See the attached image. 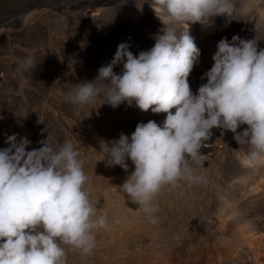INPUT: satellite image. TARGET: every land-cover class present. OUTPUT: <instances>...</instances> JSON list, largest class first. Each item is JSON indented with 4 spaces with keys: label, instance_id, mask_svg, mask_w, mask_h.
Instances as JSON below:
<instances>
[{
    "label": "rangeland",
    "instance_id": "obj_1",
    "mask_svg": "<svg viewBox=\"0 0 264 264\" xmlns=\"http://www.w3.org/2000/svg\"><path fill=\"white\" fill-rule=\"evenodd\" d=\"M101 3L0 0V148L12 134L27 137L28 150L46 139L53 145L71 139L85 161L91 201L98 213H107V226L95 231L92 254L68 250V264H264V161L249 163L250 147L237 144L232 132L219 134L223 148L197 167L206 183L182 180L154 197L156 225L119 191L134 171L131 160L128 172L99 161L101 141L130 136L138 123L162 124L166 115L143 112L134 102L81 109L66 101L75 83L95 79L120 43L128 42L138 55L153 47L164 27L147 3L142 13L135 0ZM229 19L215 17L213 31L199 23L182 25L201 50L188 78L193 92L206 82L201 76L212 67L222 38L256 37L264 48V0H234Z\"/></svg>",
    "mask_w": 264,
    "mask_h": 264
},
{
    "label": "clouds",
    "instance_id": "obj_2",
    "mask_svg": "<svg viewBox=\"0 0 264 264\" xmlns=\"http://www.w3.org/2000/svg\"><path fill=\"white\" fill-rule=\"evenodd\" d=\"M145 3L164 25L153 47L134 55L128 42L120 43L95 79L75 83L65 99L81 109L97 102L113 109L134 102L143 112L166 114L162 124L138 123L130 136L101 141L99 151V161L125 172L131 160L134 171L119 191L156 225L152 201L165 185L207 182L196 169L204 164L200 150L208 147L212 129L230 131L237 144L248 145L249 163L264 161V48L256 37L222 38L212 67L201 76L206 82L193 92L188 78L201 50L182 25L211 27L218 16L231 21L234 0H135L141 13ZM5 144L0 148V264H68V250L91 255L95 231L107 226V213H98L91 201L79 147L71 139L57 145L46 139L28 150L31 141L17 134Z\"/></svg>",
    "mask_w": 264,
    "mask_h": 264
},
{
    "label": "built area",
    "instance_id": "obj_3",
    "mask_svg": "<svg viewBox=\"0 0 264 264\" xmlns=\"http://www.w3.org/2000/svg\"><path fill=\"white\" fill-rule=\"evenodd\" d=\"M222 132L223 130L221 129H212L213 134L210 137L211 139L207 141L208 147H202V149L200 150L201 153L205 155L203 157L204 164L207 163L210 159L214 158L215 155L219 153L223 148V144L219 138V134L221 135Z\"/></svg>",
    "mask_w": 264,
    "mask_h": 264
},
{
    "label": "bare ground",
    "instance_id": "obj_4",
    "mask_svg": "<svg viewBox=\"0 0 264 264\" xmlns=\"http://www.w3.org/2000/svg\"><path fill=\"white\" fill-rule=\"evenodd\" d=\"M113 1H114V0H102V3H101V4H103V5H109V4H111ZM215 28H216V23L213 22L212 26L210 27V30L213 31ZM204 30H205V28H204ZM232 135H233V133H230L231 138H232ZM210 139H211V138H210ZM210 139H209V140H210Z\"/></svg>",
    "mask_w": 264,
    "mask_h": 264
}]
</instances>
